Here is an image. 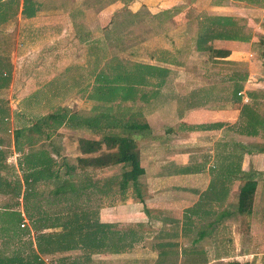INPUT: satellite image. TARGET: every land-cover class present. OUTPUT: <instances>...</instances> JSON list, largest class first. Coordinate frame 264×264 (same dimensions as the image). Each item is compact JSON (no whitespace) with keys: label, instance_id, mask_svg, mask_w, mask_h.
I'll use <instances>...</instances> for the list:
<instances>
[{"label":"rangeland","instance_id":"obj_1","mask_svg":"<svg viewBox=\"0 0 264 264\" xmlns=\"http://www.w3.org/2000/svg\"><path fill=\"white\" fill-rule=\"evenodd\" d=\"M215 1L217 0H37L34 13L26 16L23 13L22 0H0L7 13L16 9L13 18L6 14L7 19L3 23L0 22V49L5 47L4 44H9L10 39L13 44L11 51L0 50V71L5 72L8 79L5 87H0V107H3L1 112L8 117L7 120L0 115V150L9 151L7 158L12 157L7 165H4L6 157L0 152V186L4 189L0 191V225L8 223V220L5 221V210L17 209L21 204L18 199H23V194H14V186L20 188L21 193L24 187L25 191L28 187H33L35 195H28L27 200L23 202L26 216L29 209L36 210L38 199L42 209L47 212L61 211L67 203L83 204L84 209H92L106 201L103 186L100 184L102 178L108 176L110 179H120L121 172L126 169L125 166L116 165L108 168L109 175L101 171L86 173L90 180H94V184L87 183L91 184L87 189L76 180V176H72L68 181L78 184V192L56 196L50 190L61 182L63 177L54 181L42 179L33 186L27 185L25 180L29 176V169L22 168V153L26 154L28 150H42L53 158L52 165L55 169L62 160L73 164L79 155L76 138L99 137L100 133L87 122H92L101 114L107 115L102 118L103 123L113 124V128L106 127V132L132 135L141 150H148L151 143L155 142L160 143L164 149L166 141L162 139L165 137L163 127L179 119L184 110L189 108L184 107V102L193 105L192 108L205 106L217 102L218 96H213L219 94L227 99L225 89L217 91L214 84L221 82L224 87L226 82L230 85L245 84L248 61L238 59L239 55L231 61L217 57L214 59L211 54L208 56L206 53H198L196 49L195 38L204 18L200 14L209 12L208 9L211 10ZM98 18H106L109 22L102 27ZM9 20L12 22L11 27L7 23ZM185 23L186 26H182ZM246 29L253 32L255 37L262 36L264 32L253 20ZM59 36H62V39H57ZM240 47L245 48L244 51L249 49L248 45ZM256 47L260 46L256 44ZM163 56L168 62L158 59ZM258 56L248 57L256 59ZM169 60L173 63H169ZM141 63L164 69L171 68L172 71L166 73L153 70V73L161 78V85L154 79L149 83L135 85L132 96L128 99H123L124 92L120 88L116 89L111 97H107L108 100L98 98L95 86L107 84V81L115 78L123 68L135 69ZM176 69V72L173 71ZM185 71L193 73V76L183 74ZM205 72L209 78L220 72L221 81L210 80V86H205L204 90L195 91L193 94L189 91L188 83L191 86L203 84ZM230 74L233 76L230 77ZM192 77L193 79H190ZM230 79L234 83H231ZM175 93L177 95L173 98L181 96L185 101L180 98L176 106L167 107L166 103L172 99H165L166 95L172 96ZM222 102L225 103V100ZM56 111L64 114L60 125L54 126L55 130L47 128L41 122L42 118ZM252 111V114L243 115L242 109L238 110L243 118L236 126L240 129L241 125L246 124L254 131L260 127L262 131L258 136L262 139L264 118ZM131 120L147 122L149 128L128 130L124 125ZM36 122H40V130L29 131ZM177 125L179 124H175ZM239 132L245 133V130ZM46 133L50 136L46 137ZM19 143L23 148L17 152ZM194 159H197L195 155ZM62 169L63 167H60L61 171ZM235 179L228 189L231 190L230 206L238 212L240 187L251 180L255 185L252 205L247 211L239 214L237 222L231 221L234 227L238 226L246 235H240L236 230L232 235V243L239 247L247 245L245 247L248 252L258 254L250 264H264L263 260L256 261L264 256V172L244 171ZM108 189H111L110 184ZM111 191H118L116 184H112ZM28 192L31 193V190ZM127 193L134 195L130 185ZM125 197L123 195L122 198ZM21 223L20 221V228L25 229ZM231 224L228 225L232 227ZM242 224L246 226L244 231L240 228ZM224 234L225 230H221L222 238H229ZM236 254H242V251L237 250L232 255Z\"/></svg>","mask_w":264,"mask_h":264},{"label":"crops","instance_id":"obj_2","mask_svg":"<svg viewBox=\"0 0 264 264\" xmlns=\"http://www.w3.org/2000/svg\"><path fill=\"white\" fill-rule=\"evenodd\" d=\"M224 1H215L211 10L208 9L209 12L204 13L239 19V22L245 26L246 35L249 32L246 26L251 20L264 30V0ZM98 21L102 27L109 22L106 18H98ZM7 23L11 27L12 22L9 20ZM182 26H186V23ZM251 35L248 34V38L244 41L214 39L213 51H198L208 56L211 54L214 59L217 57L231 61L237 59L239 55L238 59L248 61L245 84L243 83L239 91L241 94L234 96L236 83L232 79L230 81L234 84L230 85L226 82L224 87L218 82L221 81L220 72L214 73L212 78H209L208 73L205 72L204 83L197 86L188 83L189 91L193 94L195 91H202L205 86L211 85L210 80L212 82L217 80L219 84H214L215 89L217 91L225 89L227 99L219 94L213 96L216 98L218 96L217 102L198 108H192L193 105L184 102V107L189 108L184 110L179 119L163 127L165 137L162 139L166 141L164 149L158 142L148 145V150H141L139 146L140 163L144 173L139 176L135 189L130 185L134 195L127 193L128 186L116 192L111 191L108 189L110 178L108 176L102 178L100 184L103 186V196L106 201L99 207L86 210L92 220L95 218L103 225L102 233L92 232L94 242L91 243L94 245L88 242L86 250H83L80 241L74 239L69 247L65 246L61 241L55 240L56 235L61 234V227L40 228L35 231L36 229L30 224L29 216L27 217L24 212V201L20 198L18 199L21 201L20 207L18 205L15 210L21 213V222L26 223L23 227L28 230L26 238L32 244L28 249L25 243L13 244L8 241L5 246H0V264H11L8 261L11 256L15 253L25 256L31 249L37 252L39 261L43 264L42 259L45 258L53 259L57 264H228L234 260L250 264L253 257L258 254L248 252L245 247L247 245L239 247L236 243H232L233 233L239 231L240 235H246L243 230L246 223L240 226L244 232H241L238 226L234 227L231 224V221L238 220L242 212L230 206L231 190L228 186L241 172L249 170L264 172V140H262L264 137L260 139L258 136L262 129L258 127L253 133V131L248 132L244 125H241L240 129L236 126L243 118L242 112L238 113L243 106L251 113L254 110L264 118V46L257 43L264 37V32L262 36L255 37L253 32ZM61 37L57 39H62ZM3 41L5 42V39ZM9 42L0 50H13L12 40L10 39ZM256 44L260 47H256ZM241 45H248V51H244L245 48L242 49ZM249 55L259 56L250 59ZM170 71L171 68H163V72ZM173 71L176 72L177 69ZM229 72L232 73L230 70ZM183 74L193 76L191 72L185 71ZM6 75L5 72L0 71V79L5 78L0 80L2 88L8 80ZM229 76L232 77L233 74ZM169 94L165 99L171 97L172 100L171 102L168 100L167 107L176 106L177 101L183 99L181 96L173 98L176 93L172 96ZM222 100H225V103ZM1 108L3 107H0V115L8 120L7 115L1 112L3 111ZM175 124L179 125L175 126ZM240 130H245V133L239 132ZM0 152L5 155L4 165H7L11 157L7 158L9 151L0 150ZM212 165H215V168H212ZM96 171L109 175L108 168ZM93 181L91 180V184H94ZM223 190L224 193H221ZM124 192L125 194H122ZM123 195L126 197L122 198ZM36 205V210L28 211L36 218L54 217L55 214L62 213V211L47 212L42 209L40 199ZM221 230H225L224 235L229 238L223 239ZM10 234L9 232L8 235ZM44 235H52L55 240L53 246L55 251L44 254L38 251L37 241L41 242V237ZM99 242H102L101 247H98ZM237 250L242 251V254L232 255ZM256 261L260 262V259ZM23 263L25 264V261Z\"/></svg>","mask_w":264,"mask_h":264},{"label":"trees","instance_id":"obj_3","mask_svg":"<svg viewBox=\"0 0 264 264\" xmlns=\"http://www.w3.org/2000/svg\"><path fill=\"white\" fill-rule=\"evenodd\" d=\"M13 1V0H12ZM23 2V13L26 16H31L34 13L36 1L37 0H22ZM258 1V0H252ZM2 3V1H1ZM5 3V2H4ZM12 13H7L6 9H3V6L0 4V22L3 23L5 19H7L6 14L10 15V18H13L16 14V9L11 11ZM23 14V15H24ZM204 18L203 23L198 27V34L195 38L196 49L198 51H213L212 41L214 39H222V40H240L244 41L248 38V34L244 30V25L239 22V19L232 16H223V15H208V14H200ZM201 18V17H200ZM9 19V18H8ZM0 23V24H1ZM257 43L261 46H264V37L259 39ZM264 51V48H263ZM158 59L163 60L164 62H168V59L163 57H158ZM169 63H173L169 60ZM119 68V67H117ZM153 70L163 71V68L157 67L151 64L141 63L135 69H124L118 72L115 75V78L111 80H106L108 83H102L95 86V90L98 93V98L103 100H108L114 93L115 90L120 88L124 92V98L128 99L130 95L132 96V90L135 85L149 83L151 79L157 81L158 84L161 85V78L156 73H153ZM120 83V84H118ZM118 84V85H117ZM242 85L240 83L236 84L234 96L238 95ZM251 113L248 111L246 107L243 106L242 114L248 115ZM252 114V113H251ZM63 113L56 111L52 113H48L42 118L41 122L47 127L54 129V126H59ZM101 114L97 118H94L92 122H87L88 125H93L94 130L99 134V137H81L76 138L77 140V148L79 151V155L76 157V162L73 164L67 163L64 160L60 161L59 167H53V158L49 156L46 152L44 153L42 150L33 151L28 150L22 153L24 156L20 160L22 168L24 170L29 169V176L25 182L29 186L35 185L38 181L44 180H56L61 179L62 181L56 184L53 189L50 190L54 195H61L67 192H78L79 186L77 183L73 184L68 180L70 177L76 176L78 181L81 184L85 185L84 189H87L91 186V180L89 176L86 175L88 172H95L99 169L110 168L116 165L125 166L121 172L120 179L114 180L110 179V188L112 189V184H116L118 189H125L127 186L131 185L134 189L137 187V181L139 176L144 173V169L140 163V148L136 141V139L129 134H119L112 131L106 132V127H112L113 124H109L110 122L103 123L101 120L103 117L107 116ZM125 128L128 130L139 131L143 129H148L149 124L147 122H138V121H128L125 123ZM247 128V131L250 130L249 127L244 125ZM39 131L40 130V122H36L29 128V131ZM105 131V132H104ZM46 137L50 135L46 133ZM23 148V145L19 143L16 147L17 152H20ZM19 165V166H21ZM27 167V168H24ZM60 167H63L62 171ZM61 171V172H60ZM49 181V180H48ZM88 181V182H87ZM87 184V185H86ZM9 183L6 185L8 186ZM254 181H248L243 186L240 187V192L238 195V210L239 212H245L249 209L250 205H252V195L254 191ZM0 191L2 186H0ZM29 188V190H28ZM27 191H25V187L23 193H21L20 188L14 186V194L20 195L23 194V201L27 200L28 195H35L33 187H28ZM110 189V190H111ZM31 190V193L28 192ZM34 192V193H32ZM224 193V190L221 191ZM18 203V202H17ZM18 205V204H17ZM25 208V207H24ZM26 209V208H25ZM84 209L82 205L76 204H66L61 210L62 213L56 215L54 217H33L31 214H27L29 218L30 224L33 229H44L48 227H61V234L56 235V241H61V243L65 244V246H70V243L74 242V239L80 241V247L83 250H86V246L88 242L89 244L94 245L92 239L93 234H96L98 231L102 233L103 230L102 224H100L95 218L92 220L90 218V213ZM7 215L5 216V221L8 220V223L0 225V246H5L8 241H11L13 244L15 243H25L27 248H30L32 242L26 238L28 234V230L20 228L19 224L22 220L21 213L17 210H5ZM17 214L20 217H15ZM17 229V230H16ZM15 230V231H14ZM9 232L11 233L10 235ZM25 238L26 240H23ZM41 242L37 241L38 251L42 254L55 251L53 249L54 238L52 235H44L41 237ZM66 242V243H65ZM42 243V244H41ZM101 243V244H100ZM102 242H99L98 247H101ZM259 259L264 261V256L259 257ZM11 264H43L39 261V255L34 249L28 250L25 256H22L20 253H15L11 258L8 259ZM228 264H249L248 262H239V261H230Z\"/></svg>","mask_w":264,"mask_h":264},{"label":"built area","instance_id":"obj_4","mask_svg":"<svg viewBox=\"0 0 264 264\" xmlns=\"http://www.w3.org/2000/svg\"><path fill=\"white\" fill-rule=\"evenodd\" d=\"M238 94H241V92H238ZM211 167L215 168V165H212ZM25 225H26L25 221H22L21 226L23 227ZM42 260H43L44 264H57V262L53 259L45 258Z\"/></svg>","mask_w":264,"mask_h":264}]
</instances>
